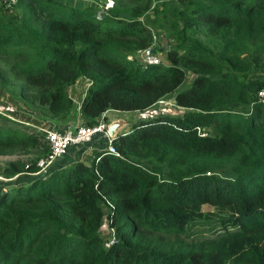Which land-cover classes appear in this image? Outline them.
<instances>
[{
	"label": "trees",
	"instance_id": "1",
	"mask_svg": "<svg viewBox=\"0 0 264 264\" xmlns=\"http://www.w3.org/2000/svg\"><path fill=\"white\" fill-rule=\"evenodd\" d=\"M106 1L0 2V91L39 123L173 111L132 122L117 155L64 154L16 181L48 150L43 125L0 111V155L16 156L0 168V264H264V0ZM161 25L160 62L126 57Z\"/></svg>",
	"mask_w": 264,
	"mask_h": 264
},
{
	"label": "built area",
	"instance_id": "2",
	"mask_svg": "<svg viewBox=\"0 0 264 264\" xmlns=\"http://www.w3.org/2000/svg\"><path fill=\"white\" fill-rule=\"evenodd\" d=\"M16 0H0L5 5H12ZM166 45V40L164 41ZM162 45L161 50H157L159 43L155 39L152 44L134 54H128V59H135L144 64H156L162 59V51L165 45ZM164 46V47H163ZM257 99L264 104V87L259 89L256 93ZM159 103H165L159 100ZM106 112L102 113L93 125L73 124L71 122H64L61 125L51 127H39L44 134V139L47 144V152L45 156L40 157L36 161L37 170L32 172L33 175L44 174L48 168L60 157L66 154L69 148H77L92 142L101 143L102 150L109 154L117 155L116 149L111 144L112 138L109 137L106 131ZM93 146V144H92ZM99 146V145H98ZM90 148V145H89ZM101 150V149H98ZM109 239L104 242V246H108L113 238V230L107 228Z\"/></svg>",
	"mask_w": 264,
	"mask_h": 264
},
{
	"label": "rangeland",
	"instance_id": "3",
	"mask_svg": "<svg viewBox=\"0 0 264 264\" xmlns=\"http://www.w3.org/2000/svg\"><path fill=\"white\" fill-rule=\"evenodd\" d=\"M111 2H112L111 0H107L104 7L110 6L112 4ZM151 10H152V8H151ZM150 12L151 11L149 10V12L145 16H143V19L146 20L147 22L150 20L149 19ZM157 16L158 15H156L155 13H153V15H150L151 19L157 18ZM163 19H164V17H163ZM164 21H166V20L164 19ZM156 22L157 21H154V23H153V24H155V26L151 25L152 22H151V24H149V22H148V24L150 26H152L153 28H156V24H157ZM165 23H167V22H165ZM158 28L159 29L154 34H155V38H156L157 42L159 43V47L157 48V50H161L162 45L164 44V41L165 40H169L167 38V36H166V35H168V31L165 30V25H164V27H162V25H161ZM87 84H88L87 80L78 79L76 83L74 82L71 86L68 87L67 94L72 98L73 102H78L81 99V96L83 95L85 87L87 86ZM8 95L9 94L0 91V111L4 112V113L7 112L9 114L12 113V114L18 115V116H20L23 119L22 121L26 122L27 124H29V123L36 124V122L33 121L34 119H32V116L34 118H35V116L32 115L29 112H26L25 108L23 107V105L21 104V102L19 100H15V102H13L12 99L8 97ZM74 105H75V103H74ZM159 105H161V106L153 107L151 109H148V110L144 111L143 113L137 112V111L118 112V113H116V112L115 113L114 112H107L106 116H108V119L113 118V117L124 118L127 121V125L120 130V132H122V131H125L126 128H129V126L131 125L132 122H135L138 119L146 118V117H149V116H153L154 114H162V113H165V112L173 111L172 109L169 108L168 104H166V103H161ZM75 111H76V109H75ZM28 113H29V115L30 114L32 115L31 119H25V116H26V118L30 117L29 115H27ZM38 126H40V125L38 124ZM87 145H89V144H87ZM87 145H84V146H87ZM84 146L77 147V148L73 149L74 150L72 152L73 155L77 154V153H80V156L76 155V157H78V158H83L85 155H87L86 150H88V149H85ZM42 147L43 146H41V148L39 149V152L42 151ZM45 147H47L46 142H45ZM90 148H92V145H90ZM39 152L36 151L35 154H39ZM81 153H82V155H81ZM32 156L34 157L35 155L22 156V157L25 158V159H27V158L29 159V157L31 158ZM15 157L16 156H14V155H9V156L8 155L7 156L0 155V168L3 167L8 160H12ZM72 159H74V157H71V160ZM32 175L33 174H31V173L30 174L27 173V174H24V175H17L16 178L13 176L12 178H9V179L13 180V181H16V180H19V179H21V180L22 179H24V180L25 179H31L30 176H32ZM9 179H6V178H4L3 176L0 175V185H2L3 183L5 184L6 182H10V181H7ZM202 210H206V211L207 210H213V208L210 207V206L204 205L202 207ZM103 235H108V234L105 233Z\"/></svg>",
	"mask_w": 264,
	"mask_h": 264
},
{
	"label": "crops",
	"instance_id": "4",
	"mask_svg": "<svg viewBox=\"0 0 264 264\" xmlns=\"http://www.w3.org/2000/svg\"><path fill=\"white\" fill-rule=\"evenodd\" d=\"M27 112V111H26ZM4 113V112H3ZM4 114H7L8 116H10V117H15V118H17V119H21V120H23L20 116H18V115H15V114H9V113H4ZM29 114V113H28ZM74 115V117H75V119H74V121H73V124H83L84 123V121H83V117H81L80 115H79V113L78 112H75L74 111V113L72 114V116ZM30 117H29V119H31V114L29 115ZM26 117V116H25ZM72 118V117H71ZM32 119H34V122H36V124L38 125H43L42 127H51V126H57L58 125V123H60V122H55V121H49V122H46V123H39V121L37 120V119H35L33 116H32ZM71 121V120H70ZM99 145V146H98ZM84 148L85 149H88V150H86V153L87 154H89V152H91V151H93V150H98V149H102V145H101V143L99 142V143H96V142H93V146H92V148H89V145H87V146H84ZM69 153V154H68ZM66 156H64V159H66L67 157H69L70 159H71V157H73L74 155H73V153H70V152H67V154H65ZM81 155H82V153H81ZM71 156V157H70ZM86 156V155H85ZM68 158V159H69ZM105 233L107 234V232L105 231ZM107 236L105 235L104 236V239L106 238Z\"/></svg>",
	"mask_w": 264,
	"mask_h": 264
},
{
	"label": "water",
	"instance_id": "5",
	"mask_svg": "<svg viewBox=\"0 0 264 264\" xmlns=\"http://www.w3.org/2000/svg\"><path fill=\"white\" fill-rule=\"evenodd\" d=\"M127 125V121L124 118L113 117L106 121V131L109 137L112 139L116 137L120 130Z\"/></svg>",
	"mask_w": 264,
	"mask_h": 264
}]
</instances>
